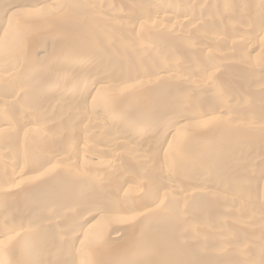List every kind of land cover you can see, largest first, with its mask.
<instances>
[{
  "label": "bare ground",
  "instance_id": "bare-ground-1",
  "mask_svg": "<svg viewBox=\"0 0 264 264\" xmlns=\"http://www.w3.org/2000/svg\"><path fill=\"white\" fill-rule=\"evenodd\" d=\"M0 264H264V0H0Z\"/></svg>",
  "mask_w": 264,
  "mask_h": 264
}]
</instances>
